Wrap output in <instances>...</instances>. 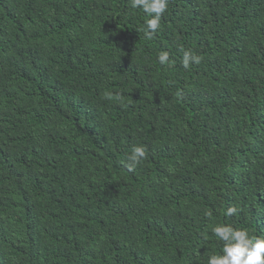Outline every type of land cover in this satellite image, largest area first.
<instances>
[{
  "label": "trees",
  "instance_id": "1",
  "mask_svg": "<svg viewBox=\"0 0 264 264\" xmlns=\"http://www.w3.org/2000/svg\"><path fill=\"white\" fill-rule=\"evenodd\" d=\"M149 18L0 0V264H207L214 224L264 237V0H169L151 39Z\"/></svg>",
  "mask_w": 264,
  "mask_h": 264
},
{
  "label": "clouds",
  "instance_id": "2",
  "mask_svg": "<svg viewBox=\"0 0 264 264\" xmlns=\"http://www.w3.org/2000/svg\"><path fill=\"white\" fill-rule=\"evenodd\" d=\"M169 0H130L133 9L140 8L150 17L146 19L145 36L151 39L160 27L161 18L167 10ZM161 66L170 65L169 53L161 51L157 56ZM201 57L185 51L182 57V67L188 69L193 64H200ZM146 157L144 146H134L128 160L129 170H133ZM237 212L235 207H229L226 215L232 216ZM211 216V213H208ZM212 234L222 244L220 254L208 257L207 264H264V237L250 236L244 228H235L230 224H214Z\"/></svg>",
  "mask_w": 264,
  "mask_h": 264
}]
</instances>
